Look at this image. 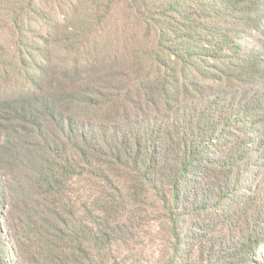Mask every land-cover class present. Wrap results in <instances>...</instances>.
Wrapping results in <instances>:
<instances>
[{
    "label": "trees",
    "instance_id": "obj_1",
    "mask_svg": "<svg viewBox=\"0 0 264 264\" xmlns=\"http://www.w3.org/2000/svg\"><path fill=\"white\" fill-rule=\"evenodd\" d=\"M119 1L122 36L109 20ZM88 2L77 0L53 40L69 53L43 56L24 33L36 0H0L19 33L13 58L0 54V79L24 82L0 97V264H121L114 245L135 232L119 217L149 206L168 226L175 264L191 196L205 212L200 192L215 182L212 212L225 214L224 183L241 186L249 169L264 179V0ZM237 251L247 254L237 264L264 258V230Z\"/></svg>",
    "mask_w": 264,
    "mask_h": 264
},
{
    "label": "rangeland",
    "instance_id": "obj_2",
    "mask_svg": "<svg viewBox=\"0 0 264 264\" xmlns=\"http://www.w3.org/2000/svg\"><path fill=\"white\" fill-rule=\"evenodd\" d=\"M87 1H89V10H97L98 6H106L110 2V0H85V2ZM76 4L77 0H36L35 9L25 12L27 23H31L32 27L30 31L24 33L29 35L32 40L31 43H37L34 47L41 50V55L65 56L69 53L64 45H57L53 40L60 33L65 34L67 25L72 23V21L66 19L67 15H74ZM126 12L125 1H119L113 5L112 17L109 18L111 24L114 25L113 29H118L121 36L123 35ZM7 17L4 12L0 11V54L5 59L11 60L18 45L16 38L19 33L14 34L10 28L11 25L6 24ZM58 30L59 34H57ZM35 37L34 41L33 38ZM42 37L49 42L44 43L41 40ZM142 37L143 35L140 36V38ZM262 40L263 37L261 36L250 39L246 43V49L259 48ZM122 41L123 39L120 40V42ZM119 50L124 51L123 43L119 46ZM100 61L98 64H100ZM119 67L122 68L119 72H122L127 71L125 68L128 66L122 65ZM15 74L16 70L10 72L11 77H15ZM18 82L7 83V81L0 79V97L7 91L22 89L24 82L20 85H18ZM10 88L11 90H9ZM237 172L238 170H235L234 174L236 175ZM205 182L204 179L201 181L200 188L205 187ZM214 183L207 184L206 190L200 192L210 197L205 212H198L197 206L193 202V196H191V201L187 200L180 210L184 215L180 225L182 241L180 254L175 264H212L217 259L224 260L225 264H237L246 261L247 254L239 252L237 249L252 229H257L259 235L264 230V179L260 171L256 172L249 169L247 178L241 181V186H238V184L235 186V180H231L228 184L224 183V188H226L224 195L229 194L225 200L226 203L221 205H225L222 208L225 209V214H221V211L212 212L215 210H212V207L221 197L219 196L220 190ZM253 198H255L254 205L249 203V199ZM88 199L89 193L83 192L80 193V198H74V201L81 207L88 202ZM4 209H7L6 205ZM148 212V214L140 216H131L124 213L119 217V220L122 219V223L130 224V221L134 222L132 227L135 232L134 239L128 245H124L123 242L114 245L115 259L121 264H167L171 259L173 254L171 242L173 241L168 226L160 218L154 207L149 206ZM259 214H261L259 221L254 220L255 216ZM79 218H86L84 225L95 226V222L92 223L91 220L87 219L86 214L81 209ZM5 230L7 231V228ZM262 254L264 255V251ZM13 262L14 264H23L17 260ZM110 263L113 264L112 261ZM253 264H264V258L258 257Z\"/></svg>",
    "mask_w": 264,
    "mask_h": 264
}]
</instances>
